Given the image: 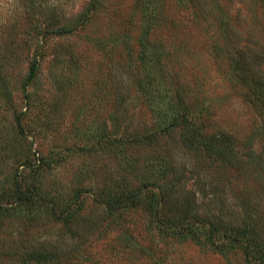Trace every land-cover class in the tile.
Returning a JSON list of instances; mask_svg holds the SVG:
<instances>
[{"label":"rangeland","instance_id":"1","mask_svg":"<svg viewBox=\"0 0 264 264\" xmlns=\"http://www.w3.org/2000/svg\"><path fill=\"white\" fill-rule=\"evenodd\" d=\"M216 211L245 244L210 235ZM249 249L264 257V0H0V264Z\"/></svg>","mask_w":264,"mask_h":264},{"label":"trees","instance_id":"2","mask_svg":"<svg viewBox=\"0 0 264 264\" xmlns=\"http://www.w3.org/2000/svg\"><path fill=\"white\" fill-rule=\"evenodd\" d=\"M239 62L241 63L242 72H246L252 67L251 63L249 62V58L245 59L241 57ZM253 82L255 83V85H257L259 82L262 85V81L259 79H253ZM243 148H244L243 150H245L243 152L244 158L241 159V161L239 162L241 168H243V166H245L246 163H249L253 167H256L257 163H260V162L258 160L255 161L254 157L252 156L251 152L248 149L250 147H248L245 144ZM249 155L252 158L251 157L249 158ZM19 189H21V187H19ZM18 198H21V197L18 196ZM199 220L202 224L208 227V230L210 231L211 236H215L217 233H220L222 230H225L227 235H229V237L231 236L230 239L232 242L239 243V244H245L244 242H246V240L242 238V236L240 235V232L238 231L239 223L236 221H231V222L226 221L217 211L213 213L212 212L207 213L205 214V216L202 215V217ZM183 229H185L187 232H191L193 230V226L191 223H186L183 226ZM47 250L49 251L46 245H43V244L39 246L31 245L27 249V255H26L25 260L29 262L30 261L42 262L46 258V255L44 253H46ZM256 252L257 251H251V249H249L248 254H247L248 261L254 264H264V257L256 255ZM252 257H253V260H252Z\"/></svg>","mask_w":264,"mask_h":264}]
</instances>
